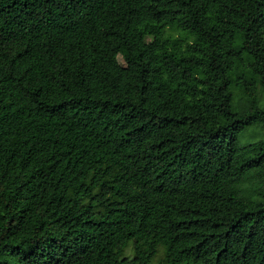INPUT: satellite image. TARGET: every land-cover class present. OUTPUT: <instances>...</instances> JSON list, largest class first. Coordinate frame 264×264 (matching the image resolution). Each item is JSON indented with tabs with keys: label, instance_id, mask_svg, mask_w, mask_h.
<instances>
[{
	"label": "trees",
	"instance_id": "16d2710c",
	"mask_svg": "<svg viewBox=\"0 0 264 264\" xmlns=\"http://www.w3.org/2000/svg\"><path fill=\"white\" fill-rule=\"evenodd\" d=\"M257 126L264 0H0V264H264Z\"/></svg>",
	"mask_w": 264,
	"mask_h": 264
},
{
	"label": "rangeland",
	"instance_id": "374dc122",
	"mask_svg": "<svg viewBox=\"0 0 264 264\" xmlns=\"http://www.w3.org/2000/svg\"><path fill=\"white\" fill-rule=\"evenodd\" d=\"M119 60L121 63H124L123 59L119 56ZM263 133H264V129L261 128V127H254L252 130L248 131L247 133H245L242 137L243 140H248V141H251V140H255L257 138H260L263 136ZM124 255L126 256H131L133 254V251H132V245L129 244L125 249H124ZM163 257V250L162 249H159L158 250V253L156 254V256L154 257L153 259V262L152 264H156L158 262V260L160 258Z\"/></svg>",
	"mask_w": 264,
	"mask_h": 264
}]
</instances>
